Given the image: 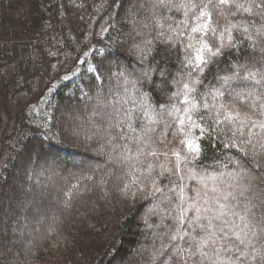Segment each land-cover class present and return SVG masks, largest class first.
I'll use <instances>...</instances> for the list:
<instances>
[{"label":"trees","instance_id":"obj_1","mask_svg":"<svg viewBox=\"0 0 264 264\" xmlns=\"http://www.w3.org/2000/svg\"><path fill=\"white\" fill-rule=\"evenodd\" d=\"M186 2L0 0V264H183L177 249L195 245L172 239L181 188L191 198L207 193L201 207L214 206V196L228 203L238 215L226 217L224 243L239 246L240 264H264V8L237 0L252 11L217 10L212 0L217 33L242 28L201 72L187 63ZM102 99L110 111L96 104ZM193 104L205 129H192L202 149L195 159L179 144L176 113L149 124ZM75 106L88 111L71 128L66 113ZM236 113L239 121L224 119ZM173 150L187 155L186 166L176 168ZM204 251L218 259L211 245Z\"/></svg>","mask_w":264,"mask_h":264},{"label":"snow or ice","instance_id":"obj_2","mask_svg":"<svg viewBox=\"0 0 264 264\" xmlns=\"http://www.w3.org/2000/svg\"><path fill=\"white\" fill-rule=\"evenodd\" d=\"M252 2H256V0H252ZM200 3L203 6L200 7L198 11V5L195 3V0H187L186 3L181 5V7L185 10V20L182 21L181 24L184 29L188 30L189 42L187 43L186 48L190 49L194 53L191 58L187 59V63L196 70L202 72L204 67H206L208 63L211 62L213 57L222 55L223 49L226 46L233 45L232 29L235 28L237 31H240L242 25L229 23V25L223 31L217 33L216 26L212 23V12L208 10V5L212 3V0H200ZM161 4L162 6H167L163 5V0H161ZM256 6L258 8H264V0H261L260 3L256 4ZM214 7L217 10L235 7L237 11H252L251 4H249L248 7H245L244 4L237 3V0H216ZM189 12H191V16H189ZM217 14L235 15V13L226 14L223 11H218ZM189 20H191V23H189ZM157 23H159V21H157ZM160 26L163 27L162 24ZM246 30L247 29L244 28V31ZM225 32L228 33L227 37L224 35ZM176 35L182 36L184 35V32H176ZM209 37L219 41L215 48H213V46L208 43ZM225 39L228 41L227 45H225ZM253 47H255V45H253ZM246 78L250 80H256V74L250 72ZM184 88L188 89L189 92L192 91V89L188 88L187 84L184 85ZM185 100H188L187 96H185ZM203 106L204 108H208L207 102H205ZM173 109L178 116L179 128L177 129V132L182 135V138L179 140V144L184 146L185 152L188 155H191L192 159H195L196 156H199L202 149L198 142L200 137L194 136L192 129H199L200 136L205 135V129L200 123L194 120L192 116V112L196 110V105L193 104L191 108H186L183 113H181L180 109L175 108V105H173ZM171 114L172 113H170V115ZM224 119L229 122H233L234 120L239 121V113H236L235 117L232 115L225 116ZM216 122L219 123L220 121ZM240 123L243 127V121H240ZM261 127H264V125H261ZM237 131H239V129H237ZM223 146L236 147L234 143L225 144ZM150 155L157 156L159 154L156 152H151ZM163 155L167 156L168 153H163ZM172 155L175 157L177 169L180 168L182 163L186 166L189 162L187 155L182 156L179 151L173 150ZM149 171H151V166L149 167ZM188 171L191 173V169H188ZM153 185L155 186V181H153ZM156 191H162V189L156 187ZM212 191L216 192L217 189L213 188ZM205 196H207V193H204V196H201V194L197 192L195 198L187 197L184 194V189H180V194L178 196L179 203L175 206V211L177 213L175 217L177 231L172 236V239L175 240L178 237L180 239L187 238L191 244L195 245V251H193L190 246L189 248L183 250L177 249V254L181 255L183 264H187L188 259H192L197 256L200 257L201 264L204 260L212 261V264H240V258L245 254L241 251L239 246L224 243L225 240L229 239V233L225 229H231L229 220L226 219V217L235 216L238 214L231 211L230 205L228 203H221L220 197L218 196L211 198V200L214 201V206H198V202L200 200H204ZM230 196L231 193L223 195L224 201H228ZM233 199L235 198L233 197ZM207 203L208 201L205 200V204ZM209 211H213L215 214L212 216L203 215V213ZM189 212H194L196 215L189 217ZM201 221H206V223ZM215 221H219L220 225L218 226L216 223H214ZM186 223L191 226V231L185 228ZM197 229L203 233L199 239H197V236L194 235ZM218 233L221 235H218ZM233 235H235L239 245H243L245 243V240L242 239L238 233L233 232ZM244 235L246 236L247 233H244ZM217 244L220 246L219 249L216 248ZM209 245L213 247L214 254L218 257V259L214 261L212 256H210L208 252L204 251V249ZM220 250H223L227 253H233L235 259H233V256H229L227 260H223L220 258ZM185 252L187 253V257L183 256V253Z\"/></svg>","mask_w":264,"mask_h":264},{"label":"rangeland","instance_id":"obj_3","mask_svg":"<svg viewBox=\"0 0 264 264\" xmlns=\"http://www.w3.org/2000/svg\"><path fill=\"white\" fill-rule=\"evenodd\" d=\"M174 9H177V8H175L174 7ZM233 87L232 86H230V89H232ZM110 101H108V100H106V99H102V100H100V101H98L96 104H98V106H99V108H102V109H107V110H109V108H108V104H110L109 103ZM101 110V109H100ZM87 111H88V109H86V108H80V106H75V107H71L70 109H69V111L66 113L67 114V118H68V121H67V126L68 127H71L72 128V126H74V125H77V122L79 123V121L80 120H82L83 119V117H86L87 116ZM110 111V110H109ZM170 113H172L171 115H170ZM82 114V115H81ZM175 114V111H174V109H172V111L171 110H169L168 112H166V114H165V116L164 117H155L152 121H149L150 123V125H152L153 126V130H154V125L156 124V122H158V123H164V122H167V118H172L173 117V115ZM82 116V117H79V116ZM76 117H78V119H76ZM111 117H113V114H112V116ZM109 120H111V118L109 119ZM111 129V128H110ZM165 130H167L166 128H165ZM117 131V130H116ZM165 135V134H164ZM99 151H101L102 153H103V155H107L108 154V152L106 151V148H105V146L103 147V146H101V149L99 150ZM116 157H117V155H115ZM119 156V155H118ZM120 158V157H119ZM106 160V159H105ZM84 162H85V164L86 165H88V167L91 165V166H93V165H95V164H97V162H95V161H91V159H86V160H84ZM56 172H57V174H59V172L58 171H54V173L53 174H56ZM88 177H91L90 179V181H93L94 182V180H92L93 179V175L91 176V175H89ZM44 184H46V183H44ZM45 186V185H44ZM47 191H48V189H47ZM56 197V196H55ZM58 202H60L61 203V200H59V198L57 199V198H54L53 199V204H57ZM153 214H155V212H153ZM152 214V215H153ZM49 221L48 222H51V220H52V217H53V214L51 213V214H49Z\"/></svg>","mask_w":264,"mask_h":264}]
</instances>
